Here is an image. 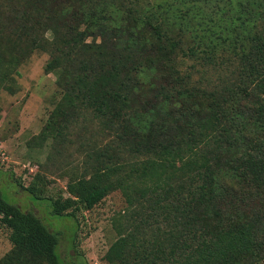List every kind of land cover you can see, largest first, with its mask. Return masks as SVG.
<instances>
[{
  "label": "trees",
  "instance_id": "16d2710c",
  "mask_svg": "<svg viewBox=\"0 0 264 264\" xmlns=\"http://www.w3.org/2000/svg\"><path fill=\"white\" fill-rule=\"evenodd\" d=\"M12 1L36 3L26 9ZM62 1L0 0V38L19 43L13 53L0 50V64L14 67L28 54L48 51L46 69L58 70L59 79L70 76L48 118L53 138L93 122L111 139L87 145L82 162L91 171L66 184L67 197L24 190L48 200L52 215L72 219L75 232L79 212L120 190L126 207L113 217L117 236L104 255L107 264H264V0H237L234 13L231 1L222 0L219 18L190 24L168 14L172 4L156 10L147 2L144 18L135 21L148 30L137 41L145 50L140 59L114 45L121 40L109 36L96 13L86 28L97 32L86 42L78 26L93 0ZM135 4L121 0L117 7L131 11ZM63 15L69 20L62 28ZM224 15L233 24L227 32ZM211 70L225 73L205 86L192 82L194 73ZM155 72L162 81L145 107L180 116L142 135L130 93L137 95V74L151 79ZM0 224L12 245L2 264H63L59 232L1 190Z\"/></svg>",
  "mask_w": 264,
  "mask_h": 264
},
{
  "label": "rangeland",
  "instance_id": "374dc122",
  "mask_svg": "<svg viewBox=\"0 0 264 264\" xmlns=\"http://www.w3.org/2000/svg\"><path fill=\"white\" fill-rule=\"evenodd\" d=\"M99 1L101 2L98 3ZM104 1L106 3H103ZM120 1L93 0L83 16L87 19L86 22L78 28L81 31L85 29L87 33L85 40L90 42L97 28L93 30L86 27L92 15L96 13L99 19L103 20L109 36L121 40L119 44L115 42L114 45L124 53L134 51L135 59H140L145 52L136 47L137 41L148 36L144 22L139 24L144 18L141 10L143 6L147 7V2L153 4L156 10L162 9L159 8L160 4L165 6L172 4L174 9L166 10L168 14L189 24L195 23L200 17L219 18L215 9L222 4V0H180V3L174 0H136L139 4H135L134 9L129 11L126 7H117ZM230 1L234 6V13L238 7L237 0ZM12 2L17 8L27 7L26 9H31L36 3ZM81 2L82 0L79 1ZM49 5L55 6L53 1H50ZM36 7L40 9L39 5ZM207 13L210 16H206ZM231 15H224L225 19L221 20L223 32H227V27L233 25ZM67 19L68 16H61L57 26L62 27ZM135 21H140L138 27H135L137 23ZM45 35L51 39L52 32L48 31ZM131 36L134 38L133 41L129 40ZM96 39L100 40L98 36ZM7 44L8 48L5 47ZM18 45L17 41L0 38L2 52L18 51ZM81 51L85 52L82 48ZM49 60L48 51L37 50L22 58L14 67L8 62L0 64V190L8 202L19 205L23 210L33 211L50 230L59 232L58 252L63 264H107L104 255L117 236L113 217L123 212L126 207L125 196L120 190L112 191L91 209L79 212V226L75 232L76 225L72 219L52 215L48 200H35L23 188L31 187L40 197L53 199L67 197L69 194L66 191V184L81 174L89 175L91 171L86 170V164L82 162L88 153V146L96 141L100 144L111 139L107 133H101L98 128L96 129L93 122L84 123L85 129L79 127L81 125L75 126L70 133L64 132L59 140L53 138L51 130L47 128L48 118L62 97V90L66 85L64 81L70 76L62 75L59 79L58 70H47ZM224 73L217 75L215 70H211L207 76L194 73L192 82L199 81L201 86H205V83L218 82V77ZM137 76L140 86L136 90L137 95L133 96V92L130 93V101L136 105L140 115L135 118V128H139L142 135H146L152 133L154 124L166 127L180 115L177 111H174L175 114L167 115L168 108L164 106L157 109L158 112L148 110L149 107L146 106L148 109L145 107L146 101H152L153 93L162 81L161 76L157 72L151 75V79L143 73L142 76L138 74ZM147 80H150V83ZM59 82L64 83L61 85ZM81 143L84 146H81ZM8 235L9 230L0 224V264L12 247Z\"/></svg>",
  "mask_w": 264,
  "mask_h": 264
}]
</instances>
